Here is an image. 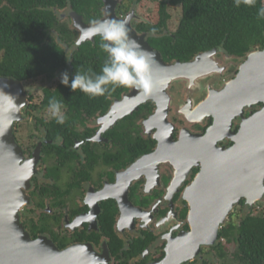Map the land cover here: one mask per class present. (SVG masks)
Masks as SVG:
<instances>
[{
	"label": "flooded vegetation",
	"instance_id": "1",
	"mask_svg": "<svg viewBox=\"0 0 264 264\" xmlns=\"http://www.w3.org/2000/svg\"><path fill=\"white\" fill-rule=\"evenodd\" d=\"M153 3L158 6H151ZM66 10L59 13L62 24L73 28L77 36L72 46L60 43L65 48L67 64L52 76H40L48 84L41 88L38 99L27 91L30 103L23 109V119L15 123L16 140L26 159L36 165L27 190L30 201L20 211L21 221L34 241L52 242L60 250L87 248V252L81 249L78 256L81 264H150L163 260L169 246L191 231L186 192L202 169L201 161L184 159L176 145L185 132L207 133L214 117L197 121L195 110L210 93L221 90L237 76L247 55L236 56L215 47L216 71L172 80L161 96L142 100L130 112L116 108L126 98L140 97L141 93L128 88L108 94L107 108L69 104L67 86L60 82L61 73L67 71L71 83L75 73L73 52L86 42L94 43L97 36L77 45L80 33L75 29L72 9ZM103 10L104 6L100 8ZM181 13L180 6L170 0H119L116 7L118 17L132 15L137 34L145 36L166 64L192 62L204 52L182 56L171 47L176 44L173 38ZM52 97L64 105L68 117L64 125L49 118L48 102ZM165 100L166 120L150 123ZM263 106L258 103L245 107L232 120L218 146L227 149L234 145L233 136L240 131L244 119ZM162 131L171 134L172 143L166 147L159 138ZM162 148L166 150L160 152ZM242 207H248L244 198L225 224L234 221L240 225L237 211ZM223 244L230 243L220 238L219 231L215 245L202 246L194 260L183 264H212L214 256L223 259L217 250Z\"/></svg>",
	"mask_w": 264,
	"mask_h": 264
},
{
	"label": "water",
	"instance_id": "2",
	"mask_svg": "<svg viewBox=\"0 0 264 264\" xmlns=\"http://www.w3.org/2000/svg\"><path fill=\"white\" fill-rule=\"evenodd\" d=\"M102 1L103 16L95 21H126L132 38L155 55L153 75L157 86L151 96L141 94L137 99L126 98L117 103L118 110L130 112L142 100L157 99L172 80L189 74L198 73L199 77L216 71V48L200 53L192 62L166 64L160 54L150 47L145 36L137 34L132 26L131 14L126 18L117 16L119 0ZM71 17L80 33L77 45L94 40L95 36L87 31L93 21L75 11L71 12ZM0 92L13 97L16 104V110L9 113L4 100L0 99V264H81L78 256L81 249L87 252V248L60 250L52 242L34 241L21 221L20 211L30 201L27 190L36 165L26 159L14 129L15 123L23 119V109L30 101L26 85L18 79L0 75ZM165 102L160 103L158 113L150 123L158 119L166 120L168 103ZM258 103L264 104V49L249 52L237 76L221 90L210 93L197 107L195 120L201 121L207 116L215 119L207 133L195 135L185 132L181 135L176 145L178 153L191 162L202 163L200 173L186 192L191 231L181 234L169 246L165 259L150 264H183L194 260L202 246L216 244L220 228L240 199H246L247 206L252 208L264 198V106L244 119L240 131L233 136L234 145L227 149L218 146L230 129L232 120L242 114L245 107ZM159 138L164 147L172 143L171 134H163L162 131ZM164 150L162 148L160 152Z\"/></svg>",
	"mask_w": 264,
	"mask_h": 264
},
{
	"label": "trees",
	"instance_id": "3",
	"mask_svg": "<svg viewBox=\"0 0 264 264\" xmlns=\"http://www.w3.org/2000/svg\"><path fill=\"white\" fill-rule=\"evenodd\" d=\"M170 1L182 11L173 38L176 44L171 45L179 55L191 56L217 47L245 56L264 49V19H257L256 14L264 0H257L254 8H236L233 0ZM102 6V0H0V75L23 82L54 75L67 64L66 51L60 43L72 46L77 37L73 28L62 24L59 13L72 9L88 21H95L103 16ZM71 59L75 72L91 68L99 73L107 54L100 48L97 36L94 43L79 46ZM107 96L90 99L79 89L73 92L67 87L69 104L107 108ZM220 238L227 243L234 240L237 250L233 256L239 264H264V215L249 212L240 225L234 221L224 224ZM224 246L217 248L222 258Z\"/></svg>",
	"mask_w": 264,
	"mask_h": 264
},
{
	"label": "clouds",
	"instance_id": "4",
	"mask_svg": "<svg viewBox=\"0 0 264 264\" xmlns=\"http://www.w3.org/2000/svg\"><path fill=\"white\" fill-rule=\"evenodd\" d=\"M234 6L242 5L254 8L257 0H233ZM257 19H264V5L257 10ZM91 36L100 38V48L107 54L99 73L91 68L86 71H76L69 83L67 71L61 73L60 82L75 92L79 89L90 99L111 94L116 88L136 90L145 97L151 96L156 88L153 75L155 55L145 50L141 44L132 38L124 20L105 19L93 21L87 30ZM0 99L9 113L16 110L14 98L0 92ZM48 115L57 124L64 125L68 117L64 105L55 97L49 99Z\"/></svg>",
	"mask_w": 264,
	"mask_h": 264
},
{
	"label": "rangeland",
	"instance_id": "5",
	"mask_svg": "<svg viewBox=\"0 0 264 264\" xmlns=\"http://www.w3.org/2000/svg\"><path fill=\"white\" fill-rule=\"evenodd\" d=\"M151 6L153 7H157L158 4L157 3H153L151 4ZM67 11V10H64ZM67 23V21H66ZM48 84L47 80L45 79V77H40L38 79H33V80H29L25 82V85L27 87V91L28 92H33L34 94H36L37 99L40 98V93H41V88L46 86ZM238 215H239V221H241L242 217L245 216L246 214H248L249 212H251L252 214L255 215H264V198L257 202L256 204H254L252 206V208L249 207H242L240 210L237 211ZM226 244V243H225ZM227 257L223 258V259H217L214 256V262L212 264H239V262L237 260H235L233 254L236 252L237 250V245L235 242H232L230 244H227Z\"/></svg>",
	"mask_w": 264,
	"mask_h": 264
}]
</instances>
